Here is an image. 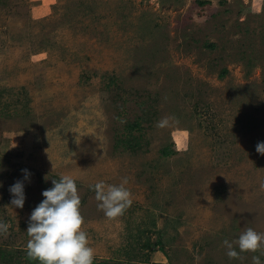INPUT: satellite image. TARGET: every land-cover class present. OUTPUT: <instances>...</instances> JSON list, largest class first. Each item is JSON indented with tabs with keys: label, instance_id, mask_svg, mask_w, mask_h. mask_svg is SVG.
Masks as SVG:
<instances>
[{
	"label": "rangeland",
	"instance_id": "1",
	"mask_svg": "<svg viewBox=\"0 0 264 264\" xmlns=\"http://www.w3.org/2000/svg\"><path fill=\"white\" fill-rule=\"evenodd\" d=\"M142 114L138 150L115 146ZM162 117L175 119L161 129ZM259 142L264 0H0L9 264H28L31 212L63 175L76 181L93 264H264L260 251L229 259L222 245L249 227L264 233ZM164 147L173 154L160 157ZM125 177L132 204L108 219L92 186ZM17 181L23 208L10 204ZM157 240L161 251L142 247Z\"/></svg>",
	"mask_w": 264,
	"mask_h": 264
},
{
	"label": "clouds",
	"instance_id": "2",
	"mask_svg": "<svg viewBox=\"0 0 264 264\" xmlns=\"http://www.w3.org/2000/svg\"><path fill=\"white\" fill-rule=\"evenodd\" d=\"M174 117H162L157 122L158 128H165ZM256 152L264 155V142L256 145ZM25 179L30 175L23 170ZM128 179L122 178L119 185H106L103 181L92 186L97 208L105 217L114 219L122 216L132 204L131 193L125 187ZM50 189L44 190V199L31 212L26 230L28 240L25 246L26 258L39 264H93L94 250L88 246L87 232L82 230L84 218L80 212L81 200L76 181L68 175L59 180L53 179ZM259 190L264 192V180L259 183ZM9 192L13 199L11 207L23 208L24 185L15 182ZM10 225L0 222V234H7ZM229 259H239L240 253L261 252L264 255V233L253 228H246L237 239L222 241ZM238 247L239 252L236 251ZM251 264H261L259 256L253 255Z\"/></svg>",
	"mask_w": 264,
	"mask_h": 264
},
{
	"label": "trees",
	"instance_id": "3",
	"mask_svg": "<svg viewBox=\"0 0 264 264\" xmlns=\"http://www.w3.org/2000/svg\"><path fill=\"white\" fill-rule=\"evenodd\" d=\"M197 3L200 4V5L208 4L207 1H205V2L197 1ZM207 46L210 47V48L212 47V45H207ZM111 82L112 81L109 80V83H111ZM145 117L143 116V114L142 115H138L136 117V119L134 121H132V123H126L124 126H122V129H121L122 133L115 140V146L121 147L123 150L129 151L130 153H135L138 150V147H139V144H138L139 137L134 138V137H132L130 135V133L133 130H137V131L140 130V124L142 122H144L145 120L149 121V119H146ZM125 132H126V134H123ZM172 154H173V152L168 147H164V148L159 149V156L160 157H168V156H170ZM158 245H160V243L157 240V241H155L153 243L145 242L144 244H142V247L145 248V249H149L150 251H152V248L158 247V250L161 251L162 247L158 246ZM0 260H1L0 264H9L10 263L9 262V257L7 255V252L6 253L4 251L0 252ZM26 261H27L28 264H31V262H32L29 259H27ZM36 262H38V261H36ZM36 264H39V262L36 263Z\"/></svg>",
	"mask_w": 264,
	"mask_h": 264
}]
</instances>
